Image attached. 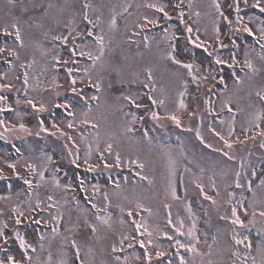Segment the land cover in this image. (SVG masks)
<instances>
[{"label":"snow or ice","instance_id":"obj_1","mask_svg":"<svg viewBox=\"0 0 264 264\" xmlns=\"http://www.w3.org/2000/svg\"><path fill=\"white\" fill-rule=\"evenodd\" d=\"M183 4L184 0L138 4L137 8L151 9L158 15L141 14L136 20L129 21L127 17L133 15L130 3L123 4L117 13L116 6L106 4L104 0L95 3L93 0H0V66H3L0 70V140L11 143L13 139L24 140L42 134L54 137L63 142L61 161L67 158L74 169L83 167L87 173L108 172V183L114 184L115 194L121 191V181L112 179L114 168H134V176L139 181L153 184V179L144 174L146 162L138 150L140 145H146L150 152L153 146V138L144 126L146 118L161 129L166 126L164 122L170 121L176 129L194 134L195 141L203 149H210L218 157L201 155V160L210 161L213 175L209 177L208 187L214 195L205 190L199 177L194 176L191 181L201 198L205 231L201 233L198 229L199 218L190 201L184 204L192 220L187 232L183 230L185 224L181 217L177 216L173 223L171 205L165 203L167 225L172 227L173 233L170 234L167 227L154 230L168 241L165 249L158 239H154V231L149 229L143 217L125 219V212L128 218L139 215L141 209L151 214V209L145 208L139 200L135 213L131 207L126 210L122 204L114 205L119 210V225L122 228L128 226V231L117 234L113 228V213L109 211L113 207L112 199L106 186L102 192L98 179L91 183L79 171H74V179L69 177L62 183L59 167L52 168L49 174V166L56 163L53 154L42 153L43 160L38 166L25 157V151L31 153V148L22 150L11 143L18 159L0 158L11 171L9 176L0 168V180L15 177L25 187L16 192L17 202H12L11 183L7 184L8 194L0 195V201L12 202L7 208L0 207V264H164L165 260L167 264H264V0H252L251 4L248 0H224V4L221 0H212L216 13L213 43L201 38L199 27L195 30L192 27L193 23L199 22L201 12L193 13L194 5L189 0L186 13ZM106 7L110 15L105 20ZM169 8L176 14L178 23L175 25L170 23L173 15ZM245 9H257L259 14L249 15L245 21L241 15ZM118 16H125L122 31ZM221 22L226 25L227 44L221 40ZM253 23L256 24L255 31L250 26ZM157 29H160L158 33ZM149 31L153 35L150 36ZM118 32L122 39L117 42ZM204 34L207 36V29ZM242 34L252 38L254 44L243 41L241 61L237 55L241 44L237 41ZM125 45L129 49L135 45V59ZM255 45H259L256 52L259 66L251 57L256 51ZM196 49L202 51V57L196 56ZM222 50H228L227 58L221 55ZM65 51L67 58L62 59ZM37 52L46 61L41 65L40 76L63 69L67 83L65 93L70 92V96L59 91L61 85L57 76H52L45 87L40 76L30 75L29 70L38 63ZM141 62L142 67L139 66ZM225 66L230 70L227 75ZM17 81H22L21 87H17ZM133 86H138V90L132 91ZM116 87L125 90L116 94L113 92ZM21 88L23 100L20 99ZM172 90H175V110L170 111L166 100ZM30 91L37 94L51 92L54 98L37 100L29 95ZM13 93L15 99L9 102ZM188 101L194 104L191 110ZM108 108L121 114L119 123L108 119ZM157 109H163L164 115ZM141 111L144 115H139ZM181 112L187 115V125L178 114ZM5 113L13 114L19 123L6 121ZM238 115L243 118L240 124L243 139L236 133ZM26 119L35 120V131L24 122ZM206 119L207 132L214 142L204 135ZM193 121H196L194 127ZM137 124L142 129L139 136ZM81 126L92 130L91 140L80 131ZM76 132H79L80 143L74 139ZM257 139L258 156L253 158L252 147L244 155L237 154V146L255 145ZM177 140H180L179 136ZM123 142H127L128 152L136 151V155H122ZM81 144L84 145L83 156ZM179 150L183 155L182 140ZM94 153L97 162H93ZM110 158L111 163L108 162ZM18 167L25 169L26 174L21 175ZM167 168L166 191L173 200L181 201L177 194V177L185 194L188 189L184 187V173L178 174L170 150ZM199 171L204 173L205 169L201 167ZM184 172L190 173L191 169L185 166ZM217 175L223 184V198ZM258 176L254 187L253 180ZM123 182L129 183L127 175ZM137 183L133 179L132 184ZM40 189L47 193L43 198ZM58 190L64 194L59 199L55 195ZM79 193L85 195L81 198ZM101 194L103 208L95 202ZM22 196L26 198L20 199ZM71 205H75L78 215L75 221L69 215L65 223L62 209ZM253 228L257 237L255 247L251 238ZM209 232L212 243L208 242ZM56 238H59L58 259L53 262L49 250L47 259L42 260L40 253L45 250V242L50 248ZM202 244L206 246V252ZM137 245L142 251H137Z\"/></svg>","mask_w":264,"mask_h":264},{"label":"rangeland","instance_id":"obj_2","mask_svg":"<svg viewBox=\"0 0 264 264\" xmlns=\"http://www.w3.org/2000/svg\"><path fill=\"white\" fill-rule=\"evenodd\" d=\"M193 1H194L193 2L194 6H193L192 10L198 9L201 12L199 22L195 23V26L199 27L201 29V38L202 39H208L209 43H213L211 37H212L213 21L215 19L216 13H215L214 7L212 6V0H193ZM95 2H96V0H93V3H95ZM104 2L106 4L115 5L117 13H119L121 11V6L123 4L130 3L132 5V8L130 9V11L133 13V15L131 17H127V19H129V21L136 20L138 15H141V14L148 15L149 17H153V16L158 15L157 13H152L150 11V9H147L144 7H140V8L136 7L138 4L142 6L145 3L157 2V0H104ZM221 3L224 4V0H221ZM224 6L226 8V4ZM241 6H243V5H241ZM107 10H108V8L106 7L104 9V12ZM186 13H187V11H186ZM253 14L258 15L259 13L254 12L252 14L246 15L244 17L245 21H247V18L249 15H253ZM161 18H162V16H161ZM124 20H125V16H118V24H119L121 31L123 30V27H124ZM224 25L225 24L223 22H221V27ZM250 26L253 27L254 31L256 30V24L255 23H253ZM81 27H83V25H81ZM205 29H207V36H205V34H204ZM150 36H151V34H150ZM222 37H224V36L222 35ZM115 39L117 42L122 39V36L120 35L119 32L116 34ZM225 39H227L225 43L226 44L229 43V39L227 38V36L225 37ZM243 41H244V39H242V37L240 39H238V41H237L238 43L241 44V49L237 54L238 58L241 61L243 60V47H242ZM124 47L132 53L133 58L135 59V52L137 50L135 45L131 46L130 49L128 48L127 45H125ZM141 50H143V49H141ZM223 55L225 58H227L228 57V50L226 52H224ZM251 57H252L254 63H256L257 66H259L260 61H259L257 55H254L252 52ZM64 58H67V52L66 51L62 55V59H64ZM36 59H37L38 63L33 67V69L29 70L31 76H40V73L42 70L41 65L46 62L45 60H43L40 57L38 52L36 53ZM83 63L84 62H82L81 66H83ZM88 63H90V62H88ZM139 66L140 67L143 66L142 62ZM224 69H225V74H227V72L230 71L229 69H227V66H225ZM0 70H2V68H0ZM17 71H19V70H17ZM126 75H128V74H126ZM52 76H57V82L61 85V88L59 89V91L64 95L70 96L71 94L69 95V93H65V87L67 86V83H66V79H65L63 70H61V74L59 72L57 73V72L49 71V72L45 73L43 76H40L41 80L43 81L44 86L47 87V85L51 81ZM142 78L143 77L141 76V79ZM157 78L159 81V73H157ZM113 79H114V77H113ZM30 82H34V81H30ZM15 83L17 84V87H21V85H22V81H17ZM105 83H107V80L105 81ZM124 90L125 89L116 87L113 89V92L118 94L119 91H124ZM131 90L132 91L138 90V86H133L131 88ZM29 95L35 96L37 100H39L41 97H43L46 101L54 98V96L51 92H43V93L37 94V93L30 91ZM157 95H159V93H157ZM14 99H15V94L13 93L9 96V102H13ZM20 99L21 100L25 99V97L23 95L22 88H21V92H20ZM174 99H175V90H172L168 96V99L166 100V107L170 111L175 110V105L173 103ZM102 100H103V97H102ZM109 102L111 103V101H109ZM188 102L190 105L189 110H191V108L193 107V103L191 101H188ZM144 103H147V101H144ZM20 107H21V110L24 109L23 104H21ZM93 107L95 108V104H93ZM217 107H218V105H217ZM28 111H31V109L29 108ZM102 111H104V109H102ZM157 111L160 113V115H164L163 109H157ZM106 114L108 115V119L110 121L114 120L117 123H119L120 119L122 118L121 114L114 113L111 108L107 109ZM178 114L182 115V118L185 120V123L187 125L186 113L181 112ZM139 115H144L143 111L139 112ZM242 119L243 118L241 116H239V115L237 116L236 133H237V135H239L240 139H243V137H242L243 135L241 134V128H240V124H241ZM30 120L32 122H30ZM6 121L13 122V123H19V121L14 120L13 114ZM24 122L26 124H28V126L32 127L33 131L36 130L35 120L26 119ZM45 123L48 124L47 118L45 119ZM164 123L166 126L164 129H161L159 126H157L155 124V122L146 118L145 122H144V126L149 130V135L151 137H153L155 142L153 141V146H152V149L150 152H149L146 145H140L139 149H138L141 159L145 160V162H146V168L144 170V174L150 176L153 179V184L149 185L147 183V181H139V178L134 176V172H135L134 168L132 170H129V169L124 168V167H121L120 169L114 168L112 170V173H111L112 179L113 180L118 179L121 181V191L119 192V194H115L113 191L114 184L110 183L111 185H108V186H106V184H105V181L108 179L109 173L108 172H104L102 174L99 172L97 173L98 180H99L100 184L102 185V192L104 190V187L106 186L108 191H109V195L112 199L113 207H110L109 211H111L113 213V221H114L113 228H114L115 233H117V234H119L123 231H128V226L125 225L122 228L119 225V223H118L119 210L116 209L114 207V205L117 203L122 204L126 207V210H127V207H131L133 209V212L135 213L137 211L136 210V201L137 200H139V202L142 203L145 206V208H150L151 214H149L148 212L141 209V210H139V215H134L132 218H128L126 215V212H125V219L126 220L127 219L139 220L141 217H143L144 220L148 223L150 230L154 231L156 228L165 229L167 227V230H169V233L172 234L173 233L172 227L170 225H167L168 210H166L163 207V205L165 203H168L171 205V213H172L173 223L174 224L176 223L177 216L181 217L184 220V224H185V227L183 230L185 232H187L188 228L191 226L192 220L189 218L187 212L185 211L184 204L186 202L190 201L192 203L193 212L196 214V217L199 218L197 220V227H198V229L201 230V233L203 231H205L203 209L200 207V199L201 198H198V190L195 189V186L192 184L191 181H192L194 176L199 177L205 185V190L210 195H214L215 193L212 192L208 187L209 177L213 175L212 170L209 167L210 161L207 159L201 160V155H203L205 157L211 156L213 159H218V157L216 156V154L212 153V151L210 149H203V147L201 145H199V143L197 141H195L194 134H192V133H188L189 139L186 138L187 137L186 135H184L182 138V141L184 142V154L182 155L180 150H179L180 145H178V143L177 144L174 143V146H172V147L170 146V143H169V141L172 140V138H176V134H178L180 136V132L182 129H176L170 121H167ZM195 124H196V121H193L192 126L194 127ZM206 126H207V119L205 120L204 135H205L206 139L210 140V142H214L211 139L210 134L207 132ZM216 126L219 128V125H216ZM49 127H50V125H49ZM135 127L137 128L138 125H135ZM262 127H264V125H262ZM0 130H2V129H0ZM80 131L84 132V134L86 136H88L89 140L92 139V135L90 134L92 130H90V129L86 130L83 126H81ZM141 132H142V129L137 131V136H139ZM249 133H251V132H249ZM50 138L51 137H46V136H44V134H42L41 137L29 136V137H26L24 140L13 139L11 142L16 143L18 145V147L22 148V150L31 148L33 151L31 153H29L28 151H25V157L30 159L32 162L37 163V165L39 166L43 160L42 153L53 154V156H54V154H58V156L60 157L59 154H61L60 149H61V145L63 142L61 144H53V143L49 142ZM74 139H76L77 143H80L79 132L74 133ZM233 139H235V137H233ZM165 140H168V141H165ZM53 142H54V140H53ZM2 143H10V142L0 140V158L5 157L4 153L6 152V146ZM158 143L160 144V147H158L156 145ZM162 143H166V144L163 145ZM258 144H259V140L257 139V141L255 142V145L246 144L245 146H243V148H241L240 146H237V154L238 155H244L247 153L248 149L250 147H252L254 150V157L253 158H255V156H258L260 153V150L258 148ZM101 148H103V142H101ZM83 150H84V145L81 144V156H83ZM121 150H122V155H133V156L136 155V151L128 152L127 142H123V148ZM169 150L171 153V157H173V159L176 161V167H177L178 174L184 173V187H186L188 189L187 194H185L184 188L179 186V179L177 177V194L181 197V201H183V202L173 200L171 198L170 193L166 191V189H167V175H168V168H167V166H168V151ZM114 151H115V149H114ZM55 158H56V156H55ZM10 161H12V160H10ZM93 162H97L95 153L93 156ZM108 162L109 163L112 162L111 158L109 159ZM21 163H24V161L21 160ZM185 166H187L188 168L191 169L190 173L184 172ZM55 167L60 168V172L58 175H59L62 183L66 182V180L69 177L73 176V173L71 171L72 166L68 163V159H67V161L65 160L64 163L61 162V163H56V164L50 165L49 166V174H50L52 168H55ZM201 167H203L205 169L204 173H201L199 171V169ZM0 168H3L7 175H11V171L9 169H7L3 165L2 162H0ZM17 171L20 173L24 172V173H21V175L26 174L25 169H23V168L18 167ZM65 174H67V175H65ZM125 175H127L129 177V183L128 184H124V182H123V177ZM85 178L87 180H89L91 183H94V180L91 181L86 176H85ZM258 178H259V176L253 180V186L254 187L258 183ZM133 179H136L138 181V183L133 185L132 184ZM216 179H217V184L220 187L221 195L223 198L225 194L223 192V184L220 180L219 175L216 176ZM22 187H23L22 181H19L18 179L15 183H12V190H11V194L13 196L12 202H17V198H16L15 194L17 191L21 190ZM39 191L41 194V198H43L44 196L47 195V193L44 191V189H40ZM6 194H8L7 186L0 184V195H6ZM236 194H237V196L240 195L239 189L236 190ZM55 195L59 199L64 194H63L62 190H58L55 193ZM248 195L250 196L251 194L248 193ZM124 197H128V199H124ZM25 198H26V196L20 197V199H25ZM12 202H9L6 204L4 201H0V207L7 208L10 206V204ZM95 202L101 208H103L104 202H103L102 194L97 197ZM203 203L205 205L208 204L207 201H204ZM62 210L65 213V223L68 222L69 215L71 216L72 221L76 220L78 213L75 210V205L65 207ZM215 219H216L215 214H213V221H215ZM61 230L63 231V228ZM213 231H214V228H213ZM211 235H212V233L209 232V235H208V242L209 243H212ZM251 238L253 240V247H255V243H256V239H257L255 228H253L251 230ZM154 239H158L162 243V245L165 249L168 248V241L166 240V238H164L163 236H159L158 233H156L155 231H154ZM181 239H184V238L181 237ZM203 239H204V237H203V235H201V240L203 241ZM58 245H59V238L52 240L50 248H49L48 242L46 241L45 242V250L42 253H40L41 259L46 260L47 255H48V251L50 250L52 252V256H53V262H55L58 259ZM201 247L205 252L207 251L206 246H204L202 244ZM37 250L39 252V245L38 244H37ZM242 250L243 249H241V251ZM170 251H175V250L170 249ZM181 252H183V250H181ZM152 255L155 256V249L152 250ZM225 260H227V257H225Z\"/></svg>","mask_w":264,"mask_h":264}]
</instances>
